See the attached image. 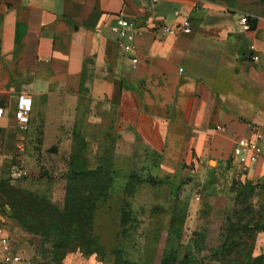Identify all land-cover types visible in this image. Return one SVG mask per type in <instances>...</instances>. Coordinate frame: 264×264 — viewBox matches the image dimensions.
Segmentation results:
<instances>
[{
	"label": "crops",
	"instance_id": "crops-1",
	"mask_svg": "<svg viewBox=\"0 0 264 264\" xmlns=\"http://www.w3.org/2000/svg\"><path fill=\"white\" fill-rule=\"evenodd\" d=\"M120 16L135 23L136 66L115 34ZM185 21L191 35L162 31ZM21 94L33 100L24 133L14 117ZM0 108V169L23 151L69 161L76 135L112 136L109 150L123 153L112 164L136 170L142 185L184 183L194 201L228 212L237 184L264 185V154L245 167L231 158L236 140L256 134L264 150V0H0ZM13 226L0 212V228ZM263 255L264 228L253 245Z\"/></svg>",
	"mask_w": 264,
	"mask_h": 264
},
{
	"label": "rangeland",
	"instance_id": "rangeland-1",
	"mask_svg": "<svg viewBox=\"0 0 264 264\" xmlns=\"http://www.w3.org/2000/svg\"><path fill=\"white\" fill-rule=\"evenodd\" d=\"M97 138L92 140V145L85 138L79 137L78 140L85 143L77 145V148L83 151L74 154L79 157V168L85 167L88 171L102 166L107 173L105 176L104 172V177H112L107 201L96 202L97 208L93 202V211L92 203L86 207L93 212L91 230L98 239L97 244L88 241L87 230L81 221H78L79 230L76 229L73 239L58 241L53 237L43 238L37 233L30 234L11 218L12 208L17 207V200L21 199L19 193L34 188L36 193L50 199L61 210L66 205L67 191L71 190L75 195L74 201L70 202L72 211L78 210L80 193L89 190L93 193L96 190V185L91 180L70 182L67 179L68 171L64 167L69 162L68 152L55 153L56 157L51 160L46 159V153L42 152H16L10 166L0 169V212L5 213L9 223L16 226L6 233L24 264H118V259L137 263L146 259L149 264H161L175 254L174 247L171 248L172 224L177 223L182 227L186 220L185 231L179 230L180 244L182 241L194 240L193 233L206 230L198 232L199 245L190 247L193 248L191 255L195 258L186 260L183 264H209L208 260L213 252L229 235L226 227L230 219H233L237 228L231 237L233 240L241 239V243H249L251 237L244 233L245 226L255 229L257 225L264 223V188L261 185L260 190L253 191L238 184V191H244L245 198L235 201L234 207L228 208V212L223 213V209L212 210L206 207V202L202 199L194 201L191 191L185 188L184 183L158 182L153 186L133 183L130 176L136 170L125 169L120 167L121 164L117 166L116 162L112 164L113 159L121 160L123 156L121 151L109 150L117 137ZM122 211L125 214L123 224ZM19 212L24 214L21 208ZM37 215H34V219L40 214ZM28 216L33 217L32 214ZM29 228L35 232L39 230L34 225ZM61 232L64 233L63 230ZM202 242H207L210 247L201 246ZM236 252L238 249L233 246L229 252L231 255L224 258L225 264H236L239 261L236 259ZM191 260L197 262L189 263Z\"/></svg>",
	"mask_w": 264,
	"mask_h": 264
},
{
	"label": "trees",
	"instance_id": "trees-1",
	"mask_svg": "<svg viewBox=\"0 0 264 264\" xmlns=\"http://www.w3.org/2000/svg\"><path fill=\"white\" fill-rule=\"evenodd\" d=\"M253 27L255 26L254 23L251 22ZM80 135H76L75 139L77 142V145H84L85 141H79ZM84 140V139H83ZM83 151L81 149L76 150L71 153L69 158V167H68V173H67V179L70 182H77L82 180H91L93 181L92 184L95 183L96 190H93V193L89 191L80 193V203L77 207V211H72L70 208V202L71 200L74 201V194L71 190L67 191L66 194V205L63 210H61L59 207H56L50 199L47 197L41 196L40 194L33 192V191H26L19 193V197L21 199L17 200V207L12 208V214L11 218L16 221L21 227H23L28 233L30 234H38L41 235L43 238H55L58 241L59 240H66V239H73L75 234L74 232L76 229L79 230L78 221H81L84 223L85 229L87 230L88 235L86 237L88 238V241L92 243H98V239L93 236L92 234V221H93V212L91 213V209L87 210L86 207L91 205L92 203V211L93 209L97 208L96 202L98 201H107V197L109 194L110 187L112 185V180L109 177H104L105 170L104 167L99 166L95 170H88L85 167H78L77 162L79 161V157H76L74 154L76 152ZM84 165V164H82ZM104 170V171H103ZM105 172V176H106ZM130 180L133 181V183L141 184V179L139 174H134L130 176ZM130 181V182H131ZM261 183L257 185H251V184H242V188H248L253 191L260 190L261 188H264V185H261ZM236 192L237 197L236 201L239 198H245L246 193L244 191L239 192L238 191V184L236 186ZM95 192V193H94ZM93 202L95 203V206L93 205ZM98 204V203H97ZM81 205V206H80ZM24 210V214H21L19 212V209ZM5 214V213H4ZM27 214V215H26ZM32 214L33 217H29L28 215ZM40 214L38 218L34 219V215ZM38 216V215H37ZM125 214L122 211V224ZM8 217V216H7ZM35 222V224H33ZM86 222V223H85ZM228 225L226 227V232H228V237L223 241L222 245L217 248L216 251L213 252L212 257L209 259L210 263L213 261H217L219 264H225L226 261H224V258L227 257V255H231V248L234 246V248L238 249V252H236V259L239 261H236V264H264V255L259 257H253V245L254 241L256 239V236L260 230L264 228V223L262 225H257L255 229H252V226L244 227V233L250 234V241L249 243H241V239L233 240L232 239V233H235L236 231V225L233 223V219H230L228 222ZM125 224V223H124ZM34 225V227L38 228V231H33L29 226ZM178 230L174 229L171 231V248L174 247V257H170V260H164L161 264H183L184 261L195 258L191 254L193 248H190V246L183 247L182 244H180V238L181 233H179V230L182 231V228L180 226L177 227ZM61 230L64 231V233L61 232ZM238 230L240 231V228L238 227ZM84 234V233H83ZM200 235L197 234L196 237H194L196 240L199 239ZM174 242L179 243V247H176ZM240 242V243H239ZM245 249V251H244ZM184 250L185 257L182 260L177 259V257L181 254V251ZM198 260V257H197ZM189 263L192 262L188 261ZM197 262V261H195ZM192 262V263H195ZM118 264H149V263H137L127 260L118 259ZM208 264V263H207Z\"/></svg>",
	"mask_w": 264,
	"mask_h": 264
},
{
	"label": "built area",
	"instance_id": "built-area-1",
	"mask_svg": "<svg viewBox=\"0 0 264 264\" xmlns=\"http://www.w3.org/2000/svg\"><path fill=\"white\" fill-rule=\"evenodd\" d=\"M240 24L245 31H252L254 29L251 24V17L248 14L242 15ZM135 29V23L123 17H118L117 27L115 34L122 51L125 54L132 56L131 61L134 66L139 63V59L134 55L135 47L133 45L134 35L130 32ZM163 33L169 36L175 35H191L192 25L190 21H185L177 26H164ZM251 51L255 52V46L250 47ZM254 61L259 60L258 55L253 56ZM33 109V100L27 94H21L18 97L14 117L18 123L21 132H27L31 114ZM4 110L0 108V118L3 116ZM217 131H225L223 126H217ZM262 135L256 134L254 139L241 138L236 140L235 146L232 151V162L239 166H252L256 165L263 157L264 150L259 140ZM27 175V173H24ZM0 258L4 264H22V257L15 253L10 236L3 228H0Z\"/></svg>",
	"mask_w": 264,
	"mask_h": 264
},
{
	"label": "water",
	"instance_id": "water-1",
	"mask_svg": "<svg viewBox=\"0 0 264 264\" xmlns=\"http://www.w3.org/2000/svg\"><path fill=\"white\" fill-rule=\"evenodd\" d=\"M248 9L249 10H256L254 7H249Z\"/></svg>",
	"mask_w": 264,
	"mask_h": 264
}]
</instances>
